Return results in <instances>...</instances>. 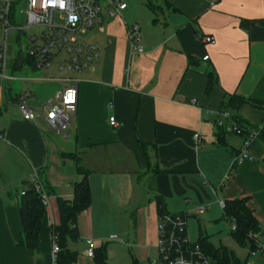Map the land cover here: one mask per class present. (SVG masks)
<instances>
[{
  "label": "crops",
  "instance_id": "obj_1",
  "mask_svg": "<svg viewBox=\"0 0 264 264\" xmlns=\"http://www.w3.org/2000/svg\"><path fill=\"white\" fill-rule=\"evenodd\" d=\"M152 1L155 13L141 6L147 12L134 23L123 17L127 5L113 17L104 14L93 28L86 43L99 57L74 75L78 104L70 139L24 121L9 97L28 91L31 106L38 107L61 83H0V264H54L58 198H73L79 170L88 172L91 205L78 217L80 239L69 243L78 253L74 264H95L86 255L89 240L93 249L108 244L109 264L110 238L131 244L137 258L149 261L158 250V197L167 214L189 219L205 216L220 201L246 199L264 230V144L256 138L250 159L237 162L244 137L219 134L221 122L264 124V0ZM135 24L142 53L128 39ZM201 36H212L215 44H204ZM228 96L260 107L247 103L224 111ZM111 117L119 127L110 125ZM34 173L52 192L37 252L21 244V193L34 187ZM198 208L204 211L198 214ZM201 232L212 244L202 229L195 242Z\"/></svg>",
  "mask_w": 264,
  "mask_h": 264
},
{
  "label": "built area",
  "instance_id": "obj_2",
  "mask_svg": "<svg viewBox=\"0 0 264 264\" xmlns=\"http://www.w3.org/2000/svg\"><path fill=\"white\" fill-rule=\"evenodd\" d=\"M101 0H28V27L40 25L46 31L40 36H29V51L27 56L33 59L35 67L43 71L55 69L59 73H78L96 65L99 57L98 51L93 45L86 43L80 35L86 34L96 26L103 23L104 14L113 17L125 10L128 6L123 0H104L106 5L102 7ZM0 23L6 30L14 29L8 21L11 3L10 0H0ZM59 22V24L57 23ZM27 33V32H26ZM128 39L134 52L142 53L140 46V27L133 25L128 28ZM204 44L214 45L215 39L212 36H201ZM25 57V56H24ZM208 56L203 58L204 61ZM23 66V65H22ZM16 78L7 76L5 73V46L0 44V83L13 82ZM25 81L27 79H24ZM47 81H57L62 84V89L57 92L53 99L44 104L33 107L30 104L31 94L28 91L20 93L17 97V107L22 119L27 122H41L50 130L66 139L72 137L71 125L77 114L78 104V80L74 77L47 78ZM223 120H228V114H223ZM110 125L119 127V123L111 117ZM220 126L226 133L243 137V130L234 122L229 125ZM258 137L254 132L248 138H244L243 146L236 157L237 162L250 159L249 148L251 143ZM199 134L194 136V141H199ZM38 192H42L43 205L48 208L49 197L43 192L39 183V175L34 173L30 179ZM22 195L24 192L22 191ZM222 210L225 208V201L219 202ZM204 208H198L197 213H202ZM187 215H166L160 218L158 252L160 261L164 264H219L207 255L196 244L189 240L186 228ZM232 225V230H235ZM112 241L116 238H111ZM90 248L86 255L94 257L92 242L89 240ZM52 253L59 252L57 243L52 241ZM261 252L264 254V245L259 243L256 251L249 253L255 258ZM152 264H158L153 261ZM251 264V263H247Z\"/></svg>",
  "mask_w": 264,
  "mask_h": 264
},
{
  "label": "trees",
  "instance_id": "obj_3",
  "mask_svg": "<svg viewBox=\"0 0 264 264\" xmlns=\"http://www.w3.org/2000/svg\"><path fill=\"white\" fill-rule=\"evenodd\" d=\"M146 5L155 13L156 9L152 0H148ZM15 11L16 8L13 3H11L8 21L13 27H15L14 25L16 23ZM18 38H20V36ZM22 55H24L22 52L17 53L14 70L19 69L18 64ZM24 56L22 65L28 63L36 68L33 59L27 55ZM18 95L19 94L14 95L10 93L9 97L16 102ZM247 103L255 107H260V104L250 102L242 97L228 96L226 103L222 104V110L226 111L228 108L237 110L239 107ZM224 113L226 112H223V114ZM232 122L243 130V137L245 139L248 138L251 133L257 132V138L264 144V124L261 128H251L240 119L232 120ZM222 133L226 132L223 127H220L219 134L222 135ZM79 174L82 175V179L74 186L73 198L69 200L58 198L60 224L51 227L52 241H55L59 248V252L55 255L54 264H74L78 258V253L70 248L69 243L76 242L80 239L77 229L78 217L91 205V190L88 180V172L79 170ZM39 183L42 186L43 192L50 197L52 192L48 186L44 184L40 178ZM23 192L24 194H21L20 203V217L23 228L21 244L28 249L37 252L40 246V229L42 219L46 214V207L43 205L42 192H38L35 188L27 189ZM156 203L160 218L169 215L165 211V203L161 197L157 198ZM223 215L231 225H235L236 227L235 230H231V236L237 245L240 247H246L249 245L250 252L256 251L259 243L264 245V230L254 216L253 211L248 206L246 199L225 201ZM195 243L202 249V251L219 264H241L234 254L228 252L226 247L215 248L202 232L199 240ZM107 247L108 244H104L101 247L94 249L93 260L95 264H108ZM260 254L264 257L263 252Z\"/></svg>",
  "mask_w": 264,
  "mask_h": 264
},
{
  "label": "rangeland",
  "instance_id": "obj_4",
  "mask_svg": "<svg viewBox=\"0 0 264 264\" xmlns=\"http://www.w3.org/2000/svg\"><path fill=\"white\" fill-rule=\"evenodd\" d=\"M148 0H124L129 6L126 13L123 14L126 22L131 24L134 23L135 18L146 14L147 11H142L141 6H145ZM10 3L16 8L15 17L16 23L14 29L10 28L6 30L3 24L0 23V44L4 43L5 46V73L7 76H13L16 78L15 81L9 83H21L22 78L32 80H43V78H60V77H74L77 73H59L55 69L50 71H43L41 69L34 68L33 66L25 63L23 67L14 70V63L17 57V53L22 52L27 55L29 51V36L37 35L40 36L42 32L46 31L43 26L35 25L27 30L28 27V0H10ZM102 7H105L106 3L104 0L100 1ZM1 6V5H0ZM145 10V9H144ZM59 24V22L57 21ZM27 32V33H26ZM95 30H89L86 34L80 35L85 42L89 41L94 35ZM20 36V38H18ZM18 38V39H17ZM49 82V81H45ZM218 205V204H217ZM205 214H211V218L200 216L199 218H188L186 219V228L188 238L191 242L197 240L199 230L206 231L209 239L215 248L226 247L230 254H234L235 257L241 262V264H263L260 258L249 257L250 246L240 247L233 240L231 236L232 225L223 217V210L218 205L210 210H205ZM195 215V214H193ZM196 216V215H195ZM111 240V238H110ZM109 250V264H152L153 261H157L158 264H164L160 261L159 252L157 249L153 250L149 255L148 259L140 260L135 255L137 253L136 247L131 244L120 243V241H112Z\"/></svg>",
  "mask_w": 264,
  "mask_h": 264
},
{
  "label": "water",
  "instance_id": "obj_5",
  "mask_svg": "<svg viewBox=\"0 0 264 264\" xmlns=\"http://www.w3.org/2000/svg\"><path fill=\"white\" fill-rule=\"evenodd\" d=\"M23 60H24V55H22V56L20 57V61H19V64H18V67H19V68L22 67Z\"/></svg>",
  "mask_w": 264,
  "mask_h": 264
}]
</instances>
